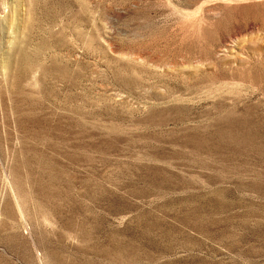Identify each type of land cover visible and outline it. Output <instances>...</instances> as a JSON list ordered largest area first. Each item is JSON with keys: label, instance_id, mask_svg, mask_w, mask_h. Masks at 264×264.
<instances>
[{"label": "rangeland", "instance_id": "rangeland-1", "mask_svg": "<svg viewBox=\"0 0 264 264\" xmlns=\"http://www.w3.org/2000/svg\"><path fill=\"white\" fill-rule=\"evenodd\" d=\"M228 121L264 133V0H0V264H264Z\"/></svg>", "mask_w": 264, "mask_h": 264}, {"label": "bare ground", "instance_id": "bare-ground-1", "mask_svg": "<svg viewBox=\"0 0 264 264\" xmlns=\"http://www.w3.org/2000/svg\"><path fill=\"white\" fill-rule=\"evenodd\" d=\"M194 77V76H193ZM252 77H253V75H252ZM198 78V77H197ZM255 78V77H254ZM253 78V79H254ZM188 86V85H187ZM181 87V86H180ZM183 94V93H182ZM180 97V96H179ZM182 97V96H181ZM178 98V97H177ZM168 99V98H167ZM165 100V99H164ZM172 100V99H171ZM163 101V100H162ZM177 101H178V99H177ZM180 101V100H179ZM172 102V101H171ZM181 102V101H180ZM175 104V103H174ZM178 104V103H177ZM224 106H225V104H224V102H222V101H220L219 103H218V106H217V109L218 108H220V110H222L221 108L223 107L224 108ZM216 109V108H215ZM225 110V109H224ZM248 110V109H247ZM226 112H227V110H226ZM232 113V112H231ZM228 114V113H227ZM226 114V115H227ZM222 115V114H221ZM233 115V114H232ZM220 116V115H219ZM231 117V116H230ZM222 118V117H221ZM246 118H247V116H246ZM249 119V118H248ZM179 120V119H178ZM245 120V119H244ZM223 121V120H222ZM221 121V122H222ZM235 121V120H234ZM234 121H228L226 124H227V130H228V132L229 133H231V135L232 134H239V135H241V136H243V137H246V138H260V139H264V133L262 134L261 132H259V130L258 129H256V130H254L251 126H249V127H247V126H242V125H239V124H237V123H235ZM217 122H219V121H214V122H212V124H214L215 125V123H217ZM238 122H240V121H238ZM243 122V121H242ZM246 122V121H245ZM244 122V123H245ZM219 124V123H218ZM224 125V124H223ZM222 125V126H223ZM249 125V124H248ZM216 126V125H215ZM221 126V125H220ZM224 126H226V125H224ZM256 126V125H255ZM260 126V125H259ZM262 127V126H261ZM260 127V128H261ZM222 128V127H221ZM225 128V127H224ZM263 132V131H262Z\"/></svg>", "mask_w": 264, "mask_h": 264}]
</instances>
